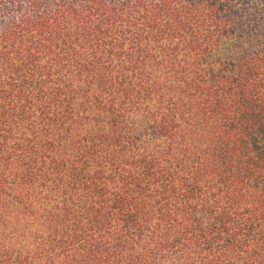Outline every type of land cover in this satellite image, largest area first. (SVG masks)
I'll list each match as a JSON object with an SVG mask.
<instances>
[{
	"label": "trees",
	"instance_id": "16d2710c",
	"mask_svg": "<svg viewBox=\"0 0 264 264\" xmlns=\"http://www.w3.org/2000/svg\"><path fill=\"white\" fill-rule=\"evenodd\" d=\"M0 264H264V0H0Z\"/></svg>",
	"mask_w": 264,
	"mask_h": 264
}]
</instances>
